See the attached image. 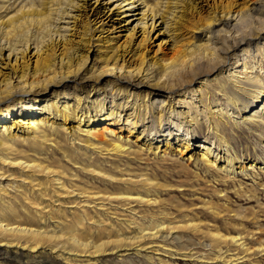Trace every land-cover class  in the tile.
Here are the masks:
<instances>
[{"label":"bare ground","instance_id":"6f19581e","mask_svg":"<svg viewBox=\"0 0 264 264\" xmlns=\"http://www.w3.org/2000/svg\"><path fill=\"white\" fill-rule=\"evenodd\" d=\"M13 1L16 2L0 0V8ZM82 1L22 0L16 7L11 6L14 14L6 20H0V55L6 51L8 58L16 56L17 59L18 55L14 53L23 57L24 54L28 55L34 51V55H37L44 47L64 43L58 23L62 19H69L72 11L79 9ZM182 1L185 3L186 0H124L127 2L125 6L137 5L143 16L150 17L151 26L154 27L159 19L167 26L168 15L176 13L182 6ZM189 9L196 10L194 6ZM198 15L199 13L197 21L192 24L203 29L202 36L208 44L205 48H195L202 52L198 55L199 59H193L195 51L178 53L174 59L162 65L160 71L153 76L154 79L148 75L144 76L145 71H125L123 65L120 67L117 64L118 60L107 59L102 60V66L98 68L99 76L115 74L118 76L117 82L129 84L131 88L126 89L127 98H132L138 108H143L142 113L139 109L136 115L137 127L141 118L145 121L143 113L148 110L154 117L156 115L159 127H163L166 111L162 103L164 100L161 101V109L154 107L156 103H153V99H158L161 95L157 90L189 93L191 99L197 96L196 100L199 98L198 103L202 104L201 113L205 115L208 127L216 134L219 147L228 151V156L225 166L219 168L218 163L209 154L210 149L202 151L201 158H195L196 169L191 174L196 179L201 178V172L211 174L216 182L229 186L230 183L233 185L239 174L236 168L243 176H249L252 171L255 173L258 165V160L254 159L245 166L243 155L234 147L227 130L240 127L237 120H231L233 118L228 110L231 106L236 109L242 106L243 110L248 112L243 118L244 122L264 125V81L257 74V69L264 70V0H256L254 5L242 7L237 11L227 5L209 12L206 17L200 18ZM214 25H218L216 30L212 29ZM91 30L92 27H88L86 37ZM253 47L256 53L261 54V59L255 52L254 56L251 54L250 48ZM240 49L243 52L241 57L236 56ZM36 57L38 58L33 71L28 70L20 76L15 74L0 83V113L8 115L10 105L30 101L24 98L13 100L14 103L9 102L14 99L11 93L17 85L28 88V92L34 89L35 95L41 92L39 87L57 77L61 80L62 75H72L80 80L87 75H79L85 65L83 54H70L68 58L62 56L57 62H50L43 68H39L40 57ZM238 66L241 70L234 71ZM254 70L256 73H253ZM237 73L239 74L235 75ZM211 74L224 78L230 87L229 93L226 92V86L220 90L224 92V97H227L226 106L221 103L222 99L211 95L207 88L210 83L208 77L195 85L196 79ZM142 86L150 89L145 96L137 91ZM25 96L29 98L30 95ZM76 97L80 105L81 98ZM146 97L152 98L151 104L144 101ZM184 97L187 99L188 96ZM58 98L48 101L50 104L46 108L61 118L59 123L49 117H37L30 113L28 118L15 119L14 124H20L26 129L25 133L17 134L11 126H7V119L1 121L4 124H1L3 130L0 129V264H95L100 263L107 255L128 256L131 250L137 257L147 249L160 251L166 248L167 243L175 244L177 239L179 242V231L199 230L197 225H190L186 221L185 224H178L179 222L159 219L154 215L139 216L135 207L149 208L155 205L157 199L151 198V193L160 184L153 181L154 177L148 173H142V177L134 176L131 170H122L121 165L126 161L124 167L128 166L127 160L140 161L145 157L142 155L143 151H150L152 148L141 146L139 150L132 149L131 142L136 143L131 138L134 134L132 131H129L127 136H122V129L105 127L99 132L91 124H77L70 129L68 124L76 119L81 120L83 115L80 116L78 108L75 109L69 102H62L59 106ZM1 104H5L6 108L3 109ZM97 106L104 108L101 102ZM25 107L29 108L28 105ZM110 112V116L121 114V111ZM196 120L198 122V119ZM119 122L115 124L119 125ZM107 132L113 138L108 139ZM186 148L179 150L181 156L185 155ZM28 150L32 157L27 153ZM158 150L159 148L153 152L155 157L161 154ZM59 154L60 159L55 158ZM162 154L161 160L168 162V152L164 150ZM189 160H192V156H189ZM167 170L170 169L166 168L165 173ZM81 173L90 180H79L78 174ZM116 175H121V178ZM98 184L122 187L112 191L108 188L103 190L80 187L99 186ZM239 187L235 190L236 193L247 197L248 194L244 192L241 184ZM260 187L264 191V186ZM221 193L223 192L219 191L217 195ZM72 200L74 207L69 210L67 206ZM112 205L117 207L113 208ZM121 207H127L124 208L126 210L122 209L128 213L126 218L123 217L124 220L120 219L116 212ZM207 234L211 243L205 247H209L210 252L217 248L221 262L236 261H228V257L220 253L222 245L230 243L245 253L252 250L240 233L222 234L208 230ZM155 247L158 249L155 250ZM256 251L258 254H264V243L260 242ZM189 257H193V254Z\"/></svg>","mask_w":264,"mask_h":264},{"label":"rangeland","instance_id":"374dc122","mask_svg":"<svg viewBox=\"0 0 264 264\" xmlns=\"http://www.w3.org/2000/svg\"><path fill=\"white\" fill-rule=\"evenodd\" d=\"M21 1L16 0L11 4L3 5L0 8V20H6L13 15L12 9ZM127 2L124 0H99V2L97 0H83L80 3L83 7L79 5V9L73 10L69 19H62L58 23L59 33L63 36L64 43L44 47L42 52L37 55H34V51L28 55L24 54L23 57L19 53H14V55H18L17 59L16 56L8 58V52L4 51L3 55H0V83L15 76V74L20 76L28 70L29 72L33 71L38 58L36 56L40 57L39 68H43L50 62H57L62 56L68 58L70 54H83L85 65L79 75L82 76L85 73L87 75L83 80L72 75H62L61 80L57 77L54 81L39 87L41 92L35 95H33L34 89L32 92H28V88L17 85L11 93L14 99L9 100V102L14 103L13 100L24 98L30 101L20 104H15V102L14 105H10L7 110L9 111L8 115L0 113V129L3 130L2 125L4 124L1 121L7 119V126H11L15 133H25L26 129L20 124H14V122L18 117L28 118L30 113L37 117H49L52 121L59 123L61 118L46 108L50 104L48 101L59 97V106L62 105V102H69L75 109L78 108L80 116L83 115L81 120L76 119L68 124L70 129L77 124H91L99 132H102L105 127L122 129L121 132L124 134L122 136H127L129 131H132L134 134L131 138L136 141V143L131 142L132 149L139 150L141 146L147 149L152 148L151 152L149 150L143 151L142 155L145 156L143 157L145 159L141 157L140 161L127 160L128 166L124 167L126 161L121 165L122 170H131L134 176L142 177V173H148L154 177L153 181L160 184L151 193V198L157 199V203L149 208L146 206L135 207L136 211L139 212V216L143 217L154 215L159 219L165 218L172 222H179L178 224H185L186 221L190 225H197L199 230L179 231L177 234L179 242L177 239L176 242L174 241L175 244L167 243L165 244L166 248H162L160 251L147 249L136 257L134 251L131 250L128 256L107 255L100 263L95 264H264V254H258L256 251L258 244L264 243V191L260 187L264 186V125L244 122L243 118L248 112L244 111L242 106L237 109L233 106L228 107L229 114L233 118L231 120H237L240 127L238 129L233 127L227 132L236 150L243 155L242 160L246 164L245 166L254 159L258 160L256 171L249 173V176H243L240 170L236 168V172L239 174L233 185L230 183L229 186L216 182L211 174L206 175L203 172H201V178L196 179L191 173L196 169L195 162L201 158L200 153L202 151L206 152L207 149H210L208 150L209 154L218 163L219 168L225 166L228 156V151L219 147L216 134L208 127L209 123L205 115L201 113L202 104L198 103L199 98L196 100L197 96H193L194 98L191 99L189 93H178L177 90H174L173 93L164 89L157 90L161 92V95L158 99H153V103H156L154 107L161 109L160 104L164 100L162 103L165 105L166 111L163 127H159L158 120L155 118L156 115L154 117L149 110L143 113L145 121L143 122L141 118L137 127L135 126L136 115L140 108H138L135 100L132 101V98H127L126 89L131 88L129 84L117 82L118 76L115 74L101 77L98 70L102 66V60H118L117 64L120 67L123 65L125 71L139 70L140 73L145 71L144 76L148 75L154 79L153 76L160 71L162 65L170 62L178 53L195 51L196 54H194L193 59L200 58L198 55L202 52L195 48H205L208 44L206 38L202 36L204 34L203 29L194 27L192 24L197 21L198 13V17L203 18L209 12L227 5L237 11L242 7L254 5L256 0H186L185 3L182 1L180 9L176 13L168 15L169 24L167 26L159 19L156 21L155 27L151 26L152 20L149 19L150 17L143 16L137 5L125 6ZM11 6H13L12 9H10ZM193 6L196 9L194 11L189 9ZM244 10L247 9L244 8ZM4 16L5 18H3ZM90 26L92 30L86 37V30ZM217 26L214 25L212 29L216 30ZM250 50L253 54L255 47L250 48ZM242 54L240 49L236 56L241 57ZM256 54L261 59V54L255 52ZM238 68L239 66L234 68V71L241 70ZM253 73L256 71L254 70ZM257 74L264 81V70L257 69ZM251 75L250 73L249 76ZM244 76L242 75V77ZM206 78L211 83V86H209L210 83L207 85L211 95H216L217 98L222 99L220 102L226 106L227 97H224V92L220 91L224 86L228 87L225 79H222L221 76L218 77V75H203L194 81L195 85ZM14 83L17 82L14 81ZM229 88L226 90L228 93L230 92ZM106 89H108L107 92ZM114 91H116L115 94ZM137 91L145 96L150 89L142 86ZM27 94L30 95L29 98L25 96ZM76 96L81 98L80 105H78ZM184 96H188L187 99H184ZM183 100L184 102H182ZM144 101L151 104L152 98L146 97ZM100 102L104 104L103 109L97 106ZM27 105L29 108L25 109ZM4 106L5 104H1L3 109L6 108ZM113 110L115 112L121 111V114L110 116V111ZM142 110L143 108L140 109L141 113ZM118 121H120L119 125L115 124ZM106 135L108 139L113 138L109 132ZM184 147H187L186 153L181 156L179 150L184 149ZM158 148V152L161 154L155 157L153 152H156ZM164 150L168 152V162L166 163L161 160ZM27 153L31 157L33 156L29 150ZM60 156L61 154L55 158L60 159ZM189 156H192V160H189ZM109 167L108 165L107 168ZM165 167L170 169L166 173ZM78 175L79 180H90L85 174ZM120 176L116 175L117 178H121ZM240 184L244 192H247V197L250 198L240 196L239 192L236 193L235 190ZM98 185L80 187H95L103 190L108 188L110 191L122 187ZM219 191L223 193L217 195ZM224 195L226 196L224 197ZM72 202L73 200L68 203L67 209L72 210L74 207ZM115 206L112 205L113 208ZM124 208L127 209V207H121L116 211L122 220L128 214L123 212L126 210ZM208 230L211 232L219 231L222 234L240 233L245 238L248 247H251L252 253H245L239 248L237 250L228 243L220 246V249L222 248L220 253L227 256L228 261L234 259L236 261L232 263L221 262L218 259L217 248L210 252L208 251L209 247H205L210 246L211 243L210 236L207 234ZM154 249L157 250L158 247ZM190 254H193L194 259L189 257Z\"/></svg>","mask_w":264,"mask_h":264}]
</instances>
